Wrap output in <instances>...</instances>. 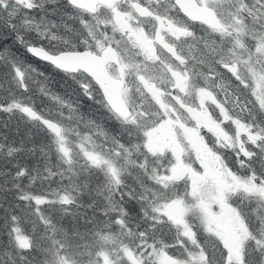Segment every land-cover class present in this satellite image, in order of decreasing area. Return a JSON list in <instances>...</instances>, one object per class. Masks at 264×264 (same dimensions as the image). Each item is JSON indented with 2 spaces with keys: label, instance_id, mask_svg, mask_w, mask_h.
Returning a JSON list of instances; mask_svg holds the SVG:
<instances>
[{
  "label": "snow or ice",
  "instance_id": "1",
  "mask_svg": "<svg viewBox=\"0 0 264 264\" xmlns=\"http://www.w3.org/2000/svg\"><path fill=\"white\" fill-rule=\"evenodd\" d=\"M0 264H264V0H0Z\"/></svg>",
  "mask_w": 264,
  "mask_h": 264
}]
</instances>
